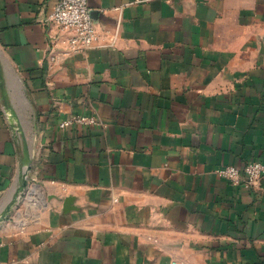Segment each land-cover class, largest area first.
I'll list each match as a JSON object with an SVG mask.
<instances>
[{"label": "crops", "instance_id": "0c3cea01", "mask_svg": "<svg viewBox=\"0 0 264 264\" xmlns=\"http://www.w3.org/2000/svg\"><path fill=\"white\" fill-rule=\"evenodd\" d=\"M55 1L0 0V264H264L217 173L264 161V0H87L77 52Z\"/></svg>", "mask_w": 264, "mask_h": 264}, {"label": "built area", "instance_id": "2783aa9c", "mask_svg": "<svg viewBox=\"0 0 264 264\" xmlns=\"http://www.w3.org/2000/svg\"><path fill=\"white\" fill-rule=\"evenodd\" d=\"M48 20L59 29L69 32L67 52L87 49L96 38V29L91 17L87 0H56ZM53 42H54V38ZM92 117L72 115L62 121L61 126L73 123L92 124ZM217 173L232 185L256 188L264 178V161H248L242 167L225 165L217 169ZM172 264H183L172 261Z\"/></svg>", "mask_w": 264, "mask_h": 264}, {"label": "water", "instance_id": "95a60500", "mask_svg": "<svg viewBox=\"0 0 264 264\" xmlns=\"http://www.w3.org/2000/svg\"><path fill=\"white\" fill-rule=\"evenodd\" d=\"M31 140L27 139L26 137L23 139V152L25 156V161H26V169H29L30 167V158H31ZM22 181H21V186L19 187V191L22 190L26 186V178L23 175L21 176ZM9 210V207L6 208L5 212L1 215V218H3L6 214V212Z\"/></svg>", "mask_w": 264, "mask_h": 264}]
</instances>
